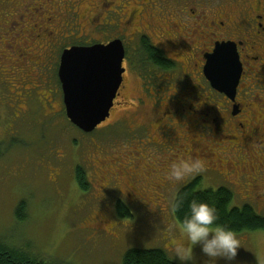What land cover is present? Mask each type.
<instances>
[{
    "label": "rangeland",
    "instance_id": "obj_1",
    "mask_svg": "<svg viewBox=\"0 0 264 264\" xmlns=\"http://www.w3.org/2000/svg\"><path fill=\"white\" fill-rule=\"evenodd\" d=\"M150 3L151 0H16V4L10 2L6 6L0 0V240L24 247L21 250L27 249L30 256L64 264H121L130 249H159L170 259L174 248L185 243L172 214L175 193L167 196V205L162 208L127 202L123 193L130 192L132 177L139 192L133 201H139L141 194L150 197L161 179L164 185L173 161L189 159L175 149L179 146L184 149L183 142L187 141L184 138L191 137L184 127L191 122L196 125L192 134H202L200 114L183 118L180 108L166 102L179 100L181 81L175 79L177 71L172 75L158 74L162 79L151 76L145 94L139 73L128 63L119 104L93 135L82 134L67 121L55 82V66L63 45L75 42L73 37L67 38L75 31L70 17L74 4L85 17L83 36L102 42L104 36L110 37L108 41L123 32L131 39L133 27L125 32L123 26L136 11L140 25L135 29L141 26L155 45L174 57L175 37H180L186 27L185 23L180 24L181 14L177 13L181 7L166 10L168 16L162 18L149 10L156 7ZM111 9L122 10L119 16H114ZM10 14H14L13 18ZM96 25L106 34L96 32ZM113 25H118L117 30ZM20 32L23 37L16 39ZM26 51L33 58L20 63V53ZM171 85L176 90L169 89ZM185 86L183 83L181 90ZM152 100L155 104L165 103L155 110ZM167 112L175 117L164 115ZM139 123L149 125L143 131L146 139L142 133L133 132ZM211 137L208 139L212 140ZM201 140L206 147L205 139ZM208 149L204 152H212L211 144ZM203 153L190 158L200 159L210 168L213 164L205 160ZM218 154L215 158L222 167L230 170V174L236 172L229 184L234 193L231 207L247 204L264 216V208L253 201L254 190L244 187L243 177L251 176L249 166L257 165V161H243L239 166L230 153ZM215 158H210L214 164ZM78 166L86 170L87 192L81 191L75 182L74 171ZM152 170L156 178L147 176ZM208 181L201 179L200 188L216 190L225 185ZM260 188L264 189V182ZM118 200L131 217L118 218L115 209ZM22 201L27 204L28 218L19 225L15 211ZM150 201L155 205L153 199ZM102 212L110 220H107L108 233L98 232L103 229L97 225ZM237 236L241 243L237 264H264V231ZM194 264L215 262L207 261L197 249Z\"/></svg>",
    "mask_w": 264,
    "mask_h": 264
},
{
    "label": "flooded vegetation",
    "instance_id": "obj_2",
    "mask_svg": "<svg viewBox=\"0 0 264 264\" xmlns=\"http://www.w3.org/2000/svg\"><path fill=\"white\" fill-rule=\"evenodd\" d=\"M10 2L16 4V0H1L2 5L6 6ZM153 3H155L156 7L153 9L149 7V10L158 16L161 15L162 18H167L166 10L181 7V12L177 10V13L178 15L181 14L180 24L185 23L186 27L183 34H180V37H175V56H168L156 45L166 58L173 63L174 68L167 71H160L158 69L140 71L135 67L131 68L139 73L137 76L142 83L141 86L145 94L147 93L146 83L151 79V76L156 75L162 79L158 74L170 73L172 75L174 71H177L178 76L176 79L181 81L180 87L178 88L179 100L175 102L173 99L174 101L170 100L166 102H169V105L180 108L183 112V118L190 119V116L193 118L197 114L203 117L204 120H199L203 123L201 135L192 134V132L196 131V125L189 122V126H185L184 131H187V135L191 137H183L184 140H187L183 142L184 149H181L180 146L178 148L173 146L177 152H183L186 157L191 159L190 156L192 157L197 153H203L206 151V148L209 150L208 146L211 144L212 152L211 150L209 153L204 152L202 156L204 157L205 155V160H209L213 165L210 168H206V164L202 173L187 178L188 181L198 178L202 180L210 179L209 182L214 181L217 184V181H219L222 184L225 183V185L223 184L224 186H229L230 180L235 178L236 172L232 171L233 173L230 174V170H227L224 166L222 167L221 162L215 158L216 155L219 156L218 152L221 154L230 153L239 166L244 164L242 163L243 161L246 163L257 161V165L249 166L251 170L248 173L251 176H248V178L243 177L245 179L244 187L248 191L254 190L253 201L264 208V189L260 188L261 183L264 182V169H260V166L264 165L262 162L264 159V0H187L183 2L180 0H151L150 5ZM104 7L109 8V5L105 4ZM111 10V13L116 16V14L121 13L122 9L118 12L113 9ZM13 16L14 14H10L9 17L13 18ZM70 17L71 23L74 21L75 31L73 36L67 38L73 37L75 42L63 45L62 52L75 46L107 44L113 39H120L125 48L124 68L126 74L127 64L129 63L128 59L130 58L126 52L127 44L129 43L127 47H130V56H134L135 48L138 47V44L134 46L131 44L137 43L139 36H147L146 33H143L141 26L135 29L137 24L138 26L140 25L139 20L137 21V12L135 11L129 15L128 22L126 24L124 23L123 26L125 32H128L129 28L133 27V30L130 31L133 32L130 34L131 39L128 36L122 35V32L118 36H112V39L108 41L106 40L110 37L104 36L102 42L88 38L87 35L83 36L85 17L78 12L75 4ZM107 17L110 18V15H107ZM90 24L92 25V21H90ZM63 26L64 22L62 24ZM117 26L113 25V29L117 30ZM94 28L96 32L106 34L105 32L99 31V25H96ZM22 32L16 35L18 36L16 39L23 37L21 36ZM74 35L77 36V39ZM13 40H15V36ZM15 43L17 47V40ZM227 43L234 44L241 64V76L234 99L212 88L204 75L206 57L213 54L216 45ZM17 51L21 52L20 49H17ZM20 54V63L24 59L29 58L32 60L33 58L28 51ZM60 57L56 62V73L58 71ZM124 75L117 97L114 100L112 111L119 104L120 92L125 88ZM168 81L170 82V80ZM183 83L186 86L184 90H181ZM172 88L176 90L173 85L169 89ZM167 91L169 92V90ZM152 103L153 108L156 110L161 108L165 102L155 104L153 101ZM133 108L139 110V107L133 106ZM172 113L167 112L164 115L174 118L175 114ZM165 118L167 119L169 117ZM148 128V124L139 123L136 124L133 132L142 133L145 136L143 131H146ZM208 136H212L211 138L213 139H208ZM202 138L205 139L206 147L202 144ZM216 141L218 142L216 143ZM212 157L215 158V164L210 160ZM224 170L227 171L225 172ZM154 174L155 170H152L151 175L147 174V176L156 178ZM130 180L132 188L130 192H123L125 193L124 199L133 204L143 205L147 203L157 208H162V206L167 205L168 201L165 199L171 193H174L177 186L181 184L171 183L165 178L163 185V179H161L159 184L152 189V195L150 197L141 194L139 201H133L139 192L135 187V178L131 177ZM115 192L118 193V191ZM155 193L161 196V198L157 197ZM150 199H153L155 205L152 204ZM99 214L101 215V220L97 225L103 229L98 230V232L108 233L106 229L109 223L107 222L108 219H106L103 212Z\"/></svg>",
    "mask_w": 264,
    "mask_h": 264
},
{
    "label": "water",
    "instance_id": "obj_3",
    "mask_svg": "<svg viewBox=\"0 0 264 264\" xmlns=\"http://www.w3.org/2000/svg\"><path fill=\"white\" fill-rule=\"evenodd\" d=\"M124 47L120 40L107 45L72 47L60 59L58 80L67 120L84 134L92 133L110 117L122 83ZM204 75L211 87L234 99L241 64L234 44L215 46L206 57Z\"/></svg>",
    "mask_w": 264,
    "mask_h": 264
},
{
    "label": "trees",
    "instance_id": "obj_4",
    "mask_svg": "<svg viewBox=\"0 0 264 264\" xmlns=\"http://www.w3.org/2000/svg\"><path fill=\"white\" fill-rule=\"evenodd\" d=\"M136 44H138V47L135 48L134 56H130V50H126L127 55L130 57L129 65L132 68L135 67L140 71L147 69L167 71L174 68L173 63L166 58L162 51L151 41L148 35L139 36ZM55 82L57 83V91L59 92L60 96V84L56 74ZM165 82L170 83L169 81ZM90 134L93 135L94 132ZM171 144L173 145V142H171ZM86 176L87 173L84 167H76L74 171V179L77 187L83 192H87L89 190V183ZM200 185L201 178L190 180L187 183L178 185L174 191L175 197L173 199V202L176 200L178 195H186L188 198L198 197L201 201L214 205L219 216L218 223L231 228L234 232H236L237 235L243 236L264 231V216L259 215L252 206L246 204L242 207H231V203L234 199V193L231 188H228L226 186H219L216 190H213L211 188L201 189ZM123 206L124 204L121 201H118L116 204L115 209L118 218L125 219L131 217L129 210L125 206ZM186 211V205L179 212H174L172 210L174 220L178 223V225ZM15 218L19 225L25 223V221L27 220V204L25 201L19 203L18 207L16 208ZM21 248L24 247L11 245L8 242L0 240V264H64L53 261H45L38 256H30L27 249L21 250ZM121 264L176 263L171 261L167 257V255L159 249H130L124 255Z\"/></svg>",
    "mask_w": 264,
    "mask_h": 264
},
{
    "label": "clouds",
    "instance_id": "obj_5",
    "mask_svg": "<svg viewBox=\"0 0 264 264\" xmlns=\"http://www.w3.org/2000/svg\"><path fill=\"white\" fill-rule=\"evenodd\" d=\"M204 171L200 159L173 161L167 170L166 179L171 183H182ZM186 205L187 211L179 223V231L185 243L173 250L176 264H194L196 250L215 264H237L240 240L231 228L218 223L219 216L214 205L201 201L198 197L188 198L178 195L172 210L179 212Z\"/></svg>",
    "mask_w": 264,
    "mask_h": 264
},
{
    "label": "bare ground",
    "instance_id": "obj_6",
    "mask_svg": "<svg viewBox=\"0 0 264 264\" xmlns=\"http://www.w3.org/2000/svg\"><path fill=\"white\" fill-rule=\"evenodd\" d=\"M236 126H237V124H236Z\"/></svg>",
    "mask_w": 264,
    "mask_h": 264
}]
</instances>
